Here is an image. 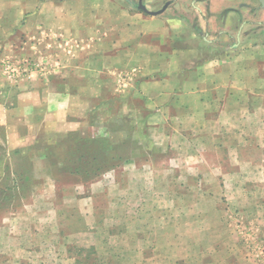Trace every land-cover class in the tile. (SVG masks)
I'll use <instances>...</instances> for the list:
<instances>
[{"label":"crops","instance_id":"crops-1","mask_svg":"<svg viewBox=\"0 0 264 264\" xmlns=\"http://www.w3.org/2000/svg\"><path fill=\"white\" fill-rule=\"evenodd\" d=\"M165 1L0 0V58L40 69L18 83L17 112L40 107L39 127L64 134L94 116L103 130L113 118L143 126L150 147L138 172L195 170L185 176L200 182L205 171L235 168L216 160L224 151L253 154L239 166L264 172V0ZM154 147L181 158L154 161ZM207 152L214 159L195 156ZM154 248L130 264H156Z\"/></svg>","mask_w":264,"mask_h":264},{"label":"rangeland","instance_id":"rangeland-1","mask_svg":"<svg viewBox=\"0 0 264 264\" xmlns=\"http://www.w3.org/2000/svg\"><path fill=\"white\" fill-rule=\"evenodd\" d=\"M21 82L0 72V264H130L152 246L156 264H264V172L239 166L253 154L218 153L235 168L205 171L200 182L195 170L138 172L150 147L143 126L113 118L106 134L94 116L70 136L50 132L39 127L40 107L17 112ZM177 158L153 148L154 161Z\"/></svg>","mask_w":264,"mask_h":264},{"label":"built area","instance_id":"built-area-1","mask_svg":"<svg viewBox=\"0 0 264 264\" xmlns=\"http://www.w3.org/2000/svg\"><path fill=\"white\" fill-rule=\"evenodd\" d=\"M39 70V67L28 58L8 56L0 58V72L10 81L30 79Z\"/></svg>","mask_w":264,"mask_h":264},{"label":"trees","instance_id":"trees-1","mask_svg":"<svg viewBox=\"0 0 264 264\" xmlns=\"http://www.w3.org/2000/svg\"><path fill=\"white\" fill-rule=\"evenodd\" d=\"M104 130H105V133L106 134H113L114 133V130H109V129H106V128H104ZM67 136H70V134H66ZM18 151H16V152H14L15 154L17 153ZM116 153V155H118V158L119 159H122L123 157H122V155L124 156V155H127V152L125 153V154H121V153H119V152H115ZM131 153V152H130ZM93 159H96V157H93Z\"/></svg>","mask_w":264,"mask_h":264},{"label":"flooded vegetation","instance_id":"flooded-vegetation-1","mask_svg":"<svg viewBox=\"0 0 264 264\" xmlns=\"http://www.w3.org/2000/svg\"><path fill=\"white\" fill-rule=\"evenodd\" d=\"M172 0H166L164 4L170 3ZM138 2V1H137ZM143 3V0H142Z\"/></svg>","mask_w":264,"mask_h":264},{"label":"water","instance_id":"water-1","mask_svg":"<svg viewBox=\"0 0 264 264\" xmlns=\"http://www.w3.org/2000/svg\"><path fill=\"white\" fill-rule=\"evenodd\" d=\"M161 11H159V12H157V13H152L153 15H157V14H159Z\"/></svg>","mask_w":264,"mask_h":264}]
</instances>
